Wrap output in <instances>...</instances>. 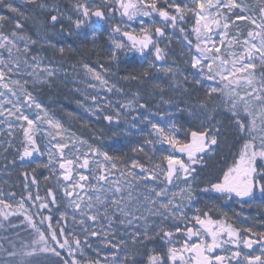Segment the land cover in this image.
<instances>
[{"label":"snow or ice","instance_id":"obj_1","mask_svg":"<svg viewBox=\"0 0 264 264\" xmlns=\"http://www.w3.org/2000/svg\"><path fill=\"white\" fill-rule=\"evenodd\" d=\"M26 2L45 16L43 22L37 23L39 31L35 39L25 34L24 22L17 16L27 18L13 0H0V13L6 9L14 14H0V49L8 53L7 59L0 53V124L18 127L23 134L14 156L20 161L33 158L36 167L46 168L53 178L62 179H57L55 189L49 186L44 197L39 191L32 194L31 186H37V178L29 180L27 173L19 200L15 192L5 195L0 191V227L10 215H16L25 229L18 250L8 253L14 258L9 264H138L135 251L128 250L129 241L133 248L144 241L159 244L148 255L149 264H264V231L235 227L226 219L214 218L213 206L205 205L204 210L196 203L198 188L201 198L213 194L208 196L209 200L235 201L249 207L257 199L264 203V0H257L255 5L244 0H75L71 11H64L60 0ZM137 18L141 27L129 30L130 22ZM143 18H149L151 23L145 26ZM8 21H13L14 27L10 34H5L3 28ZM190 21L194 27L185 32ZM57 25L60 26L57 35L63 36L67 25L65 39L74 36L82 44L90 40L93 45L99 39L98 34L103 33L104 25H108L109 59L118 63L123 56L129 64L137 57L144 61L142 74L128 73L123 77L129 84L138 83L143 93L125 92L116 83L110 84L105 75L112 71L109 65H99L102 74L96 67L83 64L86 73L108 93L125 97L123 103L117 102V128L123 116L126 123L146 137L144 145L168 146L169 151L160 159L151 158L154 161L151 168L132 159L131 168L140 169L136 178L145 187L151 185L149 193L135 204L127 203L123 195L116 198L121 188L131 187L130 184L105 189L112 196L104 200L86 190L94 187L89 176L97 184H109L102 169H115L118 161L102 144L99 147L87 144V151H81L75 143L69 147L64 137L72 134L64 122L33 94L34 89L46 85L55 87L53 79L59 73L33 49L38 44L55 47L48 39V30ZM169 26L179 28L187 40L186 47L192 52L184 60L187 68L175 62L159 63L165 60L159 45ZM189 36L195 37L194 49ZM58 52L63 55L65 47H59ZM150 70L163 72L169 78L168 87L181 93L179 103L164 100L162 77ZM89 87L95 88L97 84L89 83ZM201 90L206 100L198 106L188 102ZM241 91L244 95H240ZM217 95L227 105V111L215 103L209 106ZM146 96L160 97L155 111ZM91 99L94 104L99 103L97 96ZM185 112L189 121L177 123L181 119L178 114ZM157 116L166 122H158ZM104 119L111 125L113 115ZM78 143L83 148L87 142ZM132 151L145 152V147L141 145ZM36 156L41 159L35 160ZM209 160L218 161V166H208ZM61 200L67 201V208L73 209L71 213L61 211ZM110 205L125 217L122 224L131 226L141 218L145 223L131 233L126 232L127 239L121 237L116 243L112 242V236L88 228L82 229L81 240L80 234L70 229V223L75 226L77 213L81 225L85 218L95 222L103 213L109 231L115 232L111 227ZM144 211L154 218L151 228ZM223 215L227 217L226 212ZM88 237H97L100 243L110 244L111 249L102 258L101 250ZM89 249L96 255L86 258ZM112 249L122 251L123 258L117 257Z\"/></svg>","mask_w":264,"mask_h":264},{"label":"rangeland","instance_id":"obj_2","mask_svg":"<svg viewBox=\"0 0 264 264\" xmlns=\"http://www.w3.org/2000/svg\"><path fill=\"white\" fill-rule=\"evenodd\" d=\"M37 2H39V0H37ZM244 2L255 5L257 0H244ZM13 3L21 9L24 16L27 18L24 19V17L17 16V19H22L24 22L25 34L35 39L39 31L37 23L44 21V14H41L40 10L34 5L28 4L26 0H13ZM60 3L64 11H71L75 0H60ZM0 14L14 15L7 13L6 9ZM117 15L118 17H116V20L119 21L121 19L119 12H117ZM139 19L140 18H137V21L130 22L131 27L129 30L139 29L141 27L138 23ZM143 19L145 20V26L151 23L149 18ZM34 20L36 23H34ZM239 23L243 24L244 22L241 21ZM113 26L115 25L113 24ZM126 26L127 25H122V27ZM156 26L161 25L158 24ZM13 27L14 22L8 21L3 28L4 33L10 34ZM193 27L194 23L191 21L188 22L185 32H190ZM59 29L60 26L57 25L55 29L48 30V39L52 41L55 47H51L47 44H38L33 49L34 52L39 51V55L44 58L45 64L51 62L52 66H54L59 73L58 76L53 79L55 87L50 88L46 85L43 88L33 90L29 82V88L33 90V94L37 95L39 100L50 110L56 112L58 118L64 122L65 128L72 134L71 137H64L65 142L69 143V147L72 146V143H75L76 147L80 148L81 151H87V144H92L93 147H99L102 144L104 149L109 152V155L118 161L115 169H102V172L108 175L109 184H97L95 178L89 176V181L94 187L86 190L95 193V195H99L100 199L104 200L112 196V193L105 189L109 187L115 188L121 183L124 185L130 184L131 187H122L121 193H118L116 198L118 199L120 195H123L127 203L130 205L135 204L137 200H142V198L149 193L151 185L145 187L144 182L136 178V174L140 172V169L131 168L132 159H136L138 163L143 164L146 168H151L154 163L151 158L155 157L157 160L160 159L169 151L168 146L166 144H156L153 148V146L144 145L146 137L140 135L137 128H132L126 123L123 116L120 117L119 127L117 128L115 126V113L119 110L117 102L123 103L125 97L118 93H108L106 88L100 86L90 74L86 73L83 64L87 63L96 67L97 71H100L102 74L104 73L103 70L99 68V65H109L112 71L105 75L110 84L116 83L117 87H123L125 92L140 90L143 93L144 90L140 88L138 83L134 82L129 84L124 81L123 77L128 73L142 74L145 67L144 61L137 57L134 63L129 64L127 58L123 56L118 63L111 61L107 51L110 43L108 35H102L105 42L101 41L102 33H100L98 34L99 39L95 45H93L90 40L82 44L80 40H77L74 36L68 37L67 39L64 38L67 36V25H65L63 36L56 34L59 32ZM104 30L106 32L110 31L108 25H104ZM165 32L166 36L160 41L159 45L164 50L165 60L159 63L173 65L175 62V64H178L181 68L189 67L184 63V60L188 59L192 55V52L186 47L187 40L184 34L181 33L179 28L172 29L171 26L166 28ZM136 34L140 35L139 32ZM188 39L193 41L192 47L194 49L195 37L189 36ZM69 45H72V48H69ZM61 46L65 47L63 55H60L58 52ZM0 53L7 59L8 53L6 51L0 49ZM150 71H152L153 75L158 74L162 77V84L166 89L163 97L164 100H170L173 104L179 103L181 93L173 91L168 87L170 83L169 78L165 76L163 72L157 73L154 70ZM258 72L259 65H257V73ZM257 79H259V75H257ZM89 83H95L97 87L91 88L89 87ZM148 87L150 88L151 85H148ZM240 95H244V93L241 91ZM92 96H97L99 101L98 104L93 103L91 99ZM146 98L152 101V108L153 111H155L159 106L160 97L146 96ZM109 100H111L112 106H109ZM204 100H206V97L204 96L203 90H201L188 102L198 106L199 102ZM77 101H80V103L78 104ZM212 103H215L221 110L227 111V105L218 95L213 97V101L209 103L210 107ZM164 107L166 108L168 105H164ZM108 114L113 115V122L111 125L104 119V116ZM178 115L181 116V119L178 120L177 123L189 121L187 112ZM5 116H7V113H5ZM129 119L131 118L129 117ZM155 119L160 123L166 122V119L160 120L159 116L155 117ZM139 127L143 128L144 125H140ZM114 132L120 134L114 135ZM22 139L23 134L18 127L9 128L7 124H0V191H3L5 195L9 192H15L17 194L16 199L19 200L20 194L24 190L25 173H27L29 180L33 176L37 178V186H31L32 194L35 195L37 191H39L41 197H44L47 188L51 186L55 189L57 179H62V177L53 178L48 169L36 167V164L33 163V158L20 161L18 156H14L13 154L16 148L19 147V143ZM80 140L87 142L83 148H81V145L78 143ZM141 145L145 147V152L132 151L133 148H139ZM224 151L226 153L227 148H225ZM34 159L40 160L41 157L36 156ZM44 159L46 160L47 157L45 156ZM100 159H102V157H100ZM13 160H15V164L12 163ZM208 166H218V161L209 160ZM93 167H95V165H93ZM121 170H124L123 175H121ZM129 171L132 172V175H129ZM97 175H99V173ZM45 177H49V179L46 180ZM137 185L139 186L137 187ZM203 186L204 184L201 183L200 187L202 188ZM199 192L200 189L198 188L196 203L204 210H207L205 205L213 206V212L211 214L214 218L226 219L228 223L238 228L253 227L256 231H264V203H261L259 199H257L255 204L249 207L247 204L242 205L235 201L225 202L215 199L209 200L208 196L213 194H208V196L201 198ZM129 193L131 194L130 198ZM83 199L86 200L87 196H84ZM59 206L61 211H67L69 213L73 211V209L67 208L66 200L59 201ZM97 206L99 207V205ZM13 208H15V205H13ZM225 212L227 213V217L223 215ZM109 214L113 215L111 227L115 229V232L109 231V222L103 218V213L95 222L85 218L83 225L80 224L79 214L77 213L75 226L70 223L69 227L72 231L80 234L81 240L84 239L82 229L88 228L112 236V242L116 243L121 237L127 239L126 232L131 233L145 223V220L141 218L138 223H134L131 226L126 222L122 224L121 220H125V217L120 215L114 205H110ZM144 216L148 218L149 228H151V221L154 218L146 211H144ZM57 217H59V213H57ZM68 221H72L71 215L68 216ZM88 239L93 243L95 248L101 250L102 258L104 253L111 249L110 244L100 243L97 237H88ZM128 245L129 251H135L138 264H146L151 250L159 247V244H152L148 241H144L135 248H133L131 241L128 242ZM112 251H116L117 257L123 258L124 253L119 249H112ZM88 253H90V255L86 258H91L96 255L91 249L88 250ZM109 259H111V257H109Z\"/></svg>","mask_w":264,"mask_h":264},{"label":"trees","instance_id":"obj_3","mask_svg":"<svg viewBox=\"0 0 264 264\" xmlns=\"http://www.w3.org/2000/svg\"><path fill=\"white\" fill-rule=\"evenodd\" d=\"M103 34L106 36L109 35V32L104 30L101 34V41L105 42L102 36ZM24 235L25 229L23 228L21 220L17 219L16 215H10L8 220L4 221L3 226L0 227V261H3L4 264H9V261L14 259L8 253L13 250H18L20 240L24 238ZM146 264H149V261Z\"/></svg>","mask_w":264,"mask_h":264}]
</instances>
